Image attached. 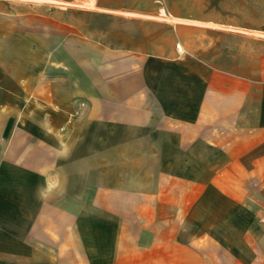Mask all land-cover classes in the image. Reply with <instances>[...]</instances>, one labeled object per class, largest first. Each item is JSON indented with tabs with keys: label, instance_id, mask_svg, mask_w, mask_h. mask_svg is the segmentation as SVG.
<instances>
[{
	"label": "crops",
	"instance_id": "obj_1",
	"mask_svg": "<svg viewBox=\"0 0 264 264\" xmlns=\"http://www.w3.org/2000/svg\"><path fill=\"white\" fill-rule=\"evenodd\" d=\"M227 0H0V264H264V35Z\"/></svg>",
	"mask_w": 264,
	"mask_h": 264
},
{
	"label": "rangeland",
	"instance_id": "obj_2",
	"mask_svg": "<svg viewBox=\"0 0 264 264\" xmlns=\"http://www.w3.org/2000/svg\"><path fill=\"white\" fill-rule=\"evenodd\" d=\"M231 1V0H227ZM236 3L250 4L252 8H237V16L242 18L244 25L262 31L264 35V0H232Z\"/></svg>",
	"mask_w": 264,
	"mask_h": 264
}]
</instances>
